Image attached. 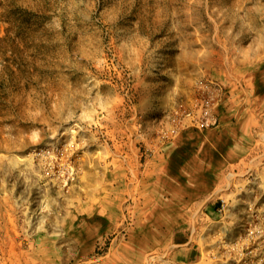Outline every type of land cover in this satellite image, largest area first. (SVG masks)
I'll return each instance as SVG.
<instances>
[{"label":"rangeland","instance_id":"374dc122","mask_svg":"<svg viewBox=\"0 0 264 264\" xmlns=\"http://www.w3.org/2000/svg\"><path fill=\"white\" fill-rule=\"evenodd\" d=\"M0 264H264V0H0Z\"/></svg>","mask_w":264,"mask_h":264},{"label":"crops","instance_id":"0c3cea01","mask_svg":"<svg viewBox=\"0 0 264 264\" xmlns=\"http://www.w3.org/2000/svg\"><path fill=\"white\" fill-rule=\"evenodd\" d=\"M242 152H243V150H242ZM227 153V152H226ZM218 158V160H221V159H223L224 158V161H221V162H223L222 164H224V165H222L225 169H228V168H230L231 167V165H233V162L235 161V158L236 157H234L232 154H225V155H223V153H222V156L221 157H217ZM227 171V170H226ZM220 172L219 171H217L216 173H215V175H214V178H210L209 179V184H214V185H216V183H218V180L219 179H221V177H220Z\"/></svg>","mask_w":264,"mask_h":264}]
</instances>
